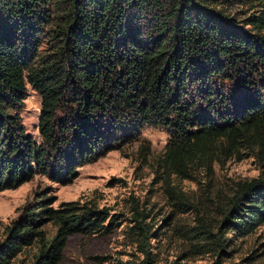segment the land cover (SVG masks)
Masks as SVG:
<instances>
[{"label":"trees","instance_id":"obj_1","mask_svg":"<svg viewBox=\"0 0 264 264\" xmlns=\"http://www.w3.org/2000/svg\"><path fill=\"white\" fill-rule=\"evenodd\" d=\"M228 2L0 0V192L37 174L65 181L143 124L169 134L167 173L212 171L233 156L264 167V7L239 20L224 11ZM29 88L41 97L40 142L20 113ZM233 192L217 231L200 218L197 234L210 243L202 251L219 255L212 264H224L225 232L264 224V176ZM177 193L180 212L194 207ZM54 203L40 192L23 208L0 242V264L35 245L30 264H59L71 235L121 225L120 214L92 200ZM148 217L137 207L130 226L143 264L156 231Z\"/></svg>","mask_w":264,"mask_h":264},{"label":"rangeland","instance_id":"obj_2","mask_svg":"<svg viewBox=\"0 0 264 264\" xmlns=\"http://www.w3.org/2000/svg\"><path fill=\"white\" fill-rule=\"evenodd\" d=\"M263 7L264 0L223 4L224 11L239 20L259 15ZM41 106L40 95L29 88L20 113L27 131L38 142ZM134 130L130 141L126 139L129 135L123 137L99 159L78 167L65 181L37 174L19 187L0 192V242L23 208L41 192L53 196L55 206L68 200H92L121 217V225L107 235H71L59 264H143L147 256L130 229L137 207L149 215L146 221L156 229L150 239L147 264H212L218 260L216 251H202L210 243L197 234L200 218L217 231L237 183L264 176V167L252 155L242 159L233 156L215 162L212 171L198 168L187 177L167 173L160 165L169 138L167 131L149 124ZM177 192L189 198L194 207L180 212ZM45 228L49 236L55 235L52 224ZM225 235L229 242L220 257L224 264H264V224L249 234L231 230ZM36 251L37 245L25 249L12 264H30Z\"/></svg>","mask_w":264,"mask_h":264}]
</instances>
